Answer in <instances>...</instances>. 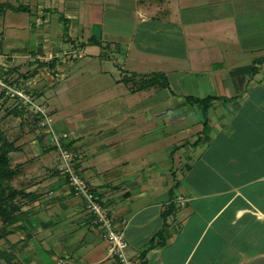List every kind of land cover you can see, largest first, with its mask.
Wrapping results in <instances>:
<instances>
[{"label":"crops","instance_id":"0c3cea01","mask_svg":"<svg viewBox=\"0 0 264 264\" xmlns=\"http://www.w3.org/2000/svg\"><path fill=\"white\" fill-rule=\"evenodd\" d=\"M38 1L35 22L0 9V63L32 71L25 78L56 131L69 133L76 167L129 253L140 264H264V0H101L134 7L142 36L162 41V51L136 48L138 60L131 41L107 54L94 19L90 28L99 0ZM4 26L29 28L28 45ZM151 53L168 67L134 70L143 81L134 82L128 63ZM156 73L167 87L144 81ZM29 131L34 143L10 153L21 194L17 221L0 220V264H119L60 173L50 135Z\"/></svg>","mask_w":264,"mask_h":264},{"label":"rangeland","instance_id":"374dc122","mask_svg":"<svg viewBox=\"0 0 264 264\" xmlns=\"http://www.w3.org/2000/svg\"><path fill=\"white\" fill-rule=\"evenodd\" d=\"M92 1H95L96 3L98 0H92ZM98 2L100 3L97 4L98 8L97 10L94 11V15H93L94 17H90V22H91L90 28H92V23L95 20V26H94L96 28L95 34L98 37H101L102 35L103 42H104V49L107 52V54L112 55L111 53V51H113L112 49L114 48L118 49L120 48V46L121 48H123V52H125L128 49L127 46L129 45L130 41L132 43V49H131L132 52H130V54L136 56L137 60H138V56L141 53L137 51L136 48H138V50L146 49V47L148 49L155 48L153 49V51L155 50V52L162 51L164 49L162 48L161 40H156L155 38L147 40L142 36L143 27L142 25L138 24L139 18H137L134 14L135 13L134 7L124 10V6L117 7L116 5L117 3H114V2L109 3V5L101 0H99ZM13 3H15V0H13ZM87 3H88V0H86V4ZM15 4H17L18 6L24 5V6L29 7V9L27 10L29 14L26 16L25 14H22L21 16V17L24 16L23 17L24 19L28 18L27 20L31 19L32 22H35L36 16L42 15L41 14L42 12L38 11L37 9V6L39 7V10L41 9L40 8L41 5L39 4L38 0H20V3L17 1V3ZM123 4L127 5L128 1L126 3L125 1H123L122 5ZM37 12L38 14H36ZM11 13L12 14L7 15L6 17L7 23L17 24L18 17L17 16L13 17V12ZM0 20H1L0 26L2 27L3 19L1 18V15H0ZM4 27L5 28L2 29L3 35L10 36L12 34H16L24 46L28 45L29 28L17 29V28H13L10 26H4ZM132 34H135V35L132 37L131 36ZM104 38L108 40H105ZM99 48L100 47L98 46V48L96 49L100 50L101 48L100 49ZM84 49L85 48H83V51L86 54L87 52H85ZM101 50H103V48ZM55 55H56L55 53H50L48 55V57L50 58L48 60H45V59L44 60L50 62L55 57ZM77 55L78 53H76V57ZM76 57H74L73 60L76 59V64L78 65L82 64L83 61H85L86 59V58L78 59ZM69 59H71V57H69ZM161 59L162 57L158 55L154 56V53H151V54L144 55V63L137 61V64H136V63H132L133 61H130L127 67L130 69L129 74L133 76V81L137 80V78L134 77V72H132L134 70L143 71V72L153 71L154 73V72L161 71L162 69H164V67H168L160 62ZM4 63H6V60L0 63V82L2 81V83H0V131L4 134L5 138L9 142L14 143L15 146L19 144H22L21 146L32 145L34 143L33 140L35 137L33 135H30L31 131H29V129L31 130L33 129V127L36 130L43 128L47 132L48 126L45 125L47 127L46 128L45 126L41 124V120H40L41 118H39L38 114L34 113V111L30 108V106H25L21 104V100H19L16 96L12 97L10 94H6L4 92V90L6 89L4 85H7V83L15 82V84L18 85L19 87H24L27 93L31 95H35L38 98V100H40L39 96L35 94L36 92H34V89L32 88L33 86L31 85L30 80L28 81L27 78H25L27 74L31 75L32 71L31 73L30 72L29 73L16 72V73L8 74L7 73L8 70L4 69L3 67L5 66ZM186 66H188V61H187ZM12 67L17 68V65H14ZM12 67H9V68H12ZM48 69L49 70H46V71L45 69L43 70V73L45 74V76L53 75L56 78L57 76L55 75V73H52V71L50 70L51 68H48ZM72 71L73 70L70 68L69 74ZM21 77H24V78H21ZM150 77H152V75ZM86 80H88V78ZM86 80H83L82 82ZM46 108L48 110L47 106ZM51 123H52V126L54 127L53 120L51 121ZM54 130L56 131L55 128ZM49 135L51 137L50 133ZM11 156H14L13 157L14 160L15 158L19 159V157L14 153ZM32 156L33 155L31 153L30 157ZM61 159L62 158L59 159L58 165L60 164ZM12 164L13 163L11 161V165ZM0 226H1V223H0ZM1 236H2V231H0V237ZM2 243L3 241L0 240V246L2 245Z\"/></svg>","mask_w":264,"mask_h":264},{"label":"built area","instance_id":"2783aa9c","mask_svg":"<svg viewBox=\"0 0 264 264\" xmlns=\"http://www.w3.org/2000/svg\"><path fill=\"white\" fill-rule=\"evenodd\" d=\"M4 86L6 94H10L12 97L16 96L21 100V104L30 106L34 113L41 118V124L48 126L47 132L51 134L53 144L62 158L58 169L66 177L73 193L83 196L86 209L94 216V223L103 230L110 255L117 259L119 264H140V260L129 253V243L124 228L116 225L109 208L100 202L93 188L76 167V154L69 145V133H57L54 130L51 123L52 118L46 106L35 95L27 93L24 87H19L15 82L7 83Z\"/></svg>","mask_w":264,"mask_h":264},{"label":"trees","instance_id":"16d2710c","mask_svg":"<svg viewBox=\"0 0 264 264\" xmlns=\"http://www.w3.org/2000/svg\"><path fill=\"white\" fill-rule=\"evenodd\" d=\"M1 10L13 9L14 11H27L29 8L24 5L15 7L11 4L2 3L0 4ZM65 22V33L68 30V20L62 18ZM98 43V41H94ZM259 62H264V58L258 59ZM148 85H160L161 87L168 86L167 77L164 74L156 73L148 80H144ZM136 83H141L143 81H134ZM141 85V84H140ZM212 98H206L202 100V105L204 106L203 115L206 117V109L209 106ZM18 148L14 143L9 142L4 134L0 131V220L4 225L15 223L18 219L16 211L18 210V205L16 204L15 198L21 194V191L16 189L12 180L18 173V166L12 167L10 153L17 151Z\"/></svg>","mask_w":264,"mask_h":264}]
</instances>
